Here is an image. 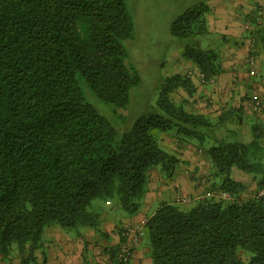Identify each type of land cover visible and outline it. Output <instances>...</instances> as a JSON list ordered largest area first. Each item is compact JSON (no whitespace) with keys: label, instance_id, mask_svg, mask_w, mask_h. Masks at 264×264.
I'll list each match as a JSON object with an SVG mask.
<instances>
[{"label":"trees","instance_id":"trees-1","mask_svg":"<svg viewBox=\"0 0 264 264\" xmlns=\"http://www.w3.org/2000/svg\"><path fill=\"white\" fill-rule=\"evenodd\" d=\"M206 12L204 4L187 9L170 32L209 81L222 68L219 51L200 41L209 34ZM254 35L264 52V26ZM133 36L124 0H0V254L16 244L21 264H36L52 224L102 232L104 212L95 201L117 200L125 215L137 214L149 172L158 168L170 179L179 163L161 146L164 133L210 140L212 177L220 182L195 205L161 203L147 219L152 264H264V130L254 124L249 143L217 135L242 120L241 107L215 119L187 110L172 95L194 87L176 74L165 79L157 111L119 137L86 102L78 75L103 102L127 107L141 84L125 65L124 42ZM234 169L252 176L253 197L241 199L245 187L232 178ZM119 246L108 250L110 263H117Z\"/></svg>","mask_w":264,"mask_h":264},{"label":"crops","instance_id":"crops-1","mask_svg":"<svg viewBox=\"0 0 264 264\" xmlns=\"http://www.w3.org/2000/svg\"><path fill=\"white\" fill-rule=\"evenodd\" d=\"M263 2L209 0L207 4L204 3L207 8L208 37H211L208 42L219 51L221 57L222 72L218 76L204 81L191 61L183 57L180 60L182 50L178 51L175 59L174 75L188 76L194 91L189 94L179 89L172 98L185 103L187 110L214 119L232 107H241L242 120L228 124L219 137L233 136L243 143L251 141L254 124L264 130V52L254 35L255 26H264V14L258 13ZM256 101L261 103L259 109L254 108ZM158 135L161 146L175 153L179 159L173 177H163L158 168L151 170L139 212L132 216L122 215L116 209L111 215L104 212L100 226L102 232L85 229L77 237H71L59 226H50L35 253L36 264H103L110 260L108 250L117 248L128 239L129 231L143 230L145 222L161 203L178 204L186 198H192V201L205 198L207 195L204 192L215 194L210 182L213 180L211 161L201 145L193 141H179L169 134ZM234 173L235 179L243 183L244 191H251L248 196H243V191L241 199L253 197L257 186L252 176L249 178V175L237 170ZM245 181L249 183L245 184ZM204 184L208 185L207 189L203 188ZM11 259L15 264H21L18 255L0 254V264H13ZM129 264H152L151 248L145 236L139 239Z\"/></svg>","mask_w":264,"mask_h":264},{"label":"rangeland","instance_id":"rangeland-1","mask_svg":"<svg viewBox=\"0 0 264 264\" xmlns=\"http://www.w3.org/2000/svg\"><path fill=\"white\" fill-rule=\"evenodd\" d=\"M208 1L209 0H124L134 22V36L131 40L124 42L127 51L125 65L132 74L136 73L141 79V84L137 87H133L130 91L129 104L123 109H116L113 105L103 102L90 89L83 78L80 75L77 76L86 102L91 104L101 116L109 121L116 129L119 137L129 131L138 118L157 111V103L162 85L167 77L173 76L175 73V64H177L175 61L176 55L178 51L181 52L183 49V42H180L179 39L171 35L170 30L172 23L187 9L198 4H207ZM210 38L208 36L200 38L203 48L207 49L209 48L207 46L211 45L210 48L215 49L212 43L208 42ZM181 53L180 60H183V52ZM223 129L224 128L217 130L218 136ZM227 140H237V137L233 138V136H230ZM191 141L201 145L206 151V154L208 149L212 146L210 140H207L203 144H200L196 140ZM234 172L232 173V178H235ZM210 182L217 184L220 182V179L213 178ZM248 183V181H245V184ZM207 187L208 185L204 184L203 188L207 189ZM249 192H251L249 189L244 191L243 196H245V194L248 196ZM204 195L211 196L212 193L206 194L204 192ZM191 201L192 198L187 203H180L181 205L179 207L188 208L195 205V200ZM93 205L100 206L102 211L108 215L113 214L115 209L118 210V212L120 211V214L125 215V212L119 210L117 200H112L111 204H109L108 201L99 200L95 201ZM114 216L117 215L114 214ZM50 226L57 227L59 225L52 224ZM50 226L44 229L42 238L45 239ZM78 230L81 233L84 232L85 229L81 228ZM78 230L64 231L66 235L77 237L79 235L77 232ZM145 239L148 241V238L145 237ZM9 254L12 256L14 255V257L17 255L19 256L16 244L12 245ZM11 261L15 264L13 259H11ZM103 264H110V260Z\"/></svg>","mask_w":264,"mask_h":264},{"label":"built area","instance_id":"built-area-1","mask_svg":"<svg viewBox=\"0 0 264 264\" xmlns=\"http://www.w3.org/2000/svg\"><path fill=\"white\" fill-rule=\"evenodd\" d=\"M259 15L264 14V2L260 5L258 9ZM261 106L260 101H256L254 104L255 109H259ZM259 195L262 196L264 195V189L259 192ZM222 197L227 199L229 196L226 194H222ZM190 199L186 198L183 200H180L178 203H187L189 202ZM128 239H126L124 242H122L119 246L118 254H117V263L111 262L110 264H120L121 262L123 263H129L131 261L132 254L135 250V248L139 244V239L143 236V230L137 229V230H132L127 233Z\"/></svg>","mask_w":264,"mask_h":264}]
</instances>
